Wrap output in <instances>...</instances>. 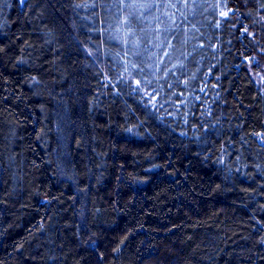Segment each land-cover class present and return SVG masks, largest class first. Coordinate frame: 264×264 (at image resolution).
Wrapping results in <instances>:
<instances>
[{"label":"trees","instance_id":"trees-1","mask_svg":"<svg viewBox=\"0 0 264 264\" xmlns=\"http://www.w3.org/2000/svg\"><path fill=\"white\" fill-rule=\"evenodd\" d=\"M256 53L264 0H0V264H264Z\"/></svg>","mask_w":264,"mask_h":264},{"label":"rangeland","instance_id":"rangeland-1","mask_svg":"<svg viewBox=\"0 0 264 264\" xmlns=\"http://www.w3.org/2000/svg\"><path fill=\"white\" fill-rule=\"evenodd\" d=\"M258 53L248 58L247 61L251 68L254 78L257 80V82L264 90V62L262 61Z\"/></svg>","mask_w":264,"mask_h":264},{"label":"snow or ice","instance_id":"snow-or-ice-1","mask_svg":"<svg viewBox=\"0 0 264 264\" xmlns=\"http://www.w3.org/2000/svg\"><path fill=\"white\" fill-rule=\"evenodd\" d=\"M222 15H226V13H222ZM258 66V65H257ZM137 83H139V82H137ZM153 98H155V97H153ZM261 135H264V133H262Z\"/></svg>","mask_w":264,"mask_h":264}]
</instances>
